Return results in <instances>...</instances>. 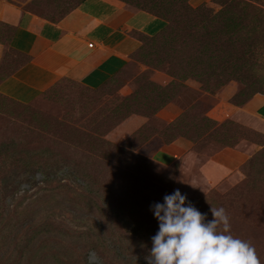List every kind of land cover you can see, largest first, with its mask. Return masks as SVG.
Returning a JSON list of instances; mask_svg holds the SVG:
<instances>
[{
    "label": "rangeland",
    "instance_id": "rangeland-1",
    "mask_svg": "<svg viewBox=\"0 0 264 264\" xmlns=\"http://www.w3.org/2000/svg\"><path fill=\"white\" fill-rule=\"evenodd\" d=\"M110 1L158 19L129 30L148 57L98 88L0 93V264H147L149 206L176 188L206 220L224 207L264 264V119L241 108L264 95V0Z\"/></svg>",
    "mask_w": 264,
    "mask_h": 264
},
{
    "label": "crops",
    "instance_id": "crops-1",
    "mask_svg": "<svg viewBox=\"0 0 264 264\" xmlns=\"http://www.w3.org/2000/svg\"><path fill=\"white\" fill-rule=\"evenodd\" d=\"M57 2L0 0V64L10 49L25 56L10 71L2 70L0 93L5 96L32 104L61 76L98 88L128 61L140 62L139 55L154 51L129 30L152 34L158 19L127 15L110 0H81L56 15ZM241 108L264 119V95L252 96Z\"/></svg>",
    "mask_w": 264,
    "mask_h": 264
},
{
    "label": "clouds",
    "instance_id": "clouds-1",
    "mask_svg": "<svg viewBox=\"0 0 264 264\" xmlns=\"http://www.w3.org/2000/svg\"><path fill=\"white\" fill-rule=\"evenodd\" d=\"M158 222L147 264H261L256 248L234 236L224 207H211L206 220L179 188L149 206Z\"/></svg>",
    "mask_w": 264,
    "mask_h": 264
},
{
    "label": "trees",
    "instance_id": "trees-1",
    "mask_svg": "<svg viewBox=\"0 0 264 264\" xmlns=\"http://www.w3.org/2000/svg\"><path fill=\"white\" fill-rule=\"evenodd\" d=\"M146 40H147V39H146ZM147 41H149V39H148ZM150 42H151V41H150ZM11 52H14V53H16V54H18V55L23 56V57H24L23 60H25V56H24V55L19 54V53H17L15 50H11V49L8 51L6 57L8 56V54H12ZM4 60H5V59H4ZM23 60H22V62H23ZM20 63H21V62H19L18 64H20ZM18 64H17V65H18ZM17 65H16V66H17ZM14 67H15V66H14ZM14 67H13V68H14ZM65 78H66V77H65ZM7 97H8V96H7ZM9 98H10V97H9ZM11 99H12V98H11ZM248 99H249V98H248ZM13 100H15V99H13ZM16 101H17V100H16ZM18 102H19V101H18ZM20 103H21V102H20Z\"/></svg>",
    "mask_w": 264,
    "mask_h": 264
}]
</instances>
